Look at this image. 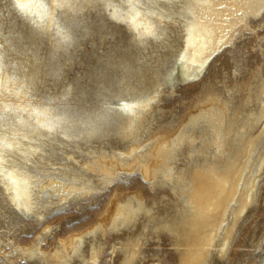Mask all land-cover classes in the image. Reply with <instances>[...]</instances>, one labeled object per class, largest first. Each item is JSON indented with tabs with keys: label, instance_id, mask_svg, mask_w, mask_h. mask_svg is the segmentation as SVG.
Listing matches in <instances>:
<instances>
[{
	"label": "bare ground",
	"instance_id": "bare-ground-1",
	"mask_svg": "<svg viewBox=\"0 0 264 264\" xmlns=\"http://www.w3.org/2000/svg\"><path fill=\"white\" fill-rule=\"evenodd\" d=\"M20 2L29 4L28 31L22 37L15 27L13 38L23 52L0 51L1 264H141L148 240L162 234L172 241L176 264H241L254 255L259 241L234 253L263 200L264 37L251 66L242 37L264 31V0H13ZM91 10L129 32L131 50L109 55L107 66H123L120 91L145 94L123 101L121 111H80L69 89L60 98L41 96L44 80L61 69L59 49L72 42L74 15ZM43 38L49 47L37 51ZM236 51L243 59L235 60ZM222 56L235 61L228 63L232 72H210ZM172 58L179 77L201 75L200 87L181 113L163 119V103L176 92L163 87L173 69L165 60ZM111 80L107 69L96 82L98 99L117 95ZM132 173L140 184L128 190ZM148 185L160 189L155 199ZM101 191L105 203L90 222L49 239L54 222L43 219L51 210L77 198L94 203ZM18 214L43 220L30 240L13 230L28 223ZM111 235L116 242L109 245ZM166 260L157 253L149 264Z\"/></svg>",
	"mask_w": 264,
	"mask_h": 264
},
{
	"label": "rangeland",
	"instance_id": "rangeland-1",
	"mask_svg": "<svg viewBox=\"0 0 264 264\" xmlns=\"http://www.w3.org/2000/svg\"><path fill=\"white\" fill-rule=\"evenodd\" d=\"M86 16L88 18L89 27L88 25L82 24L84 17ZM29 18H31V16H29ZM74 18L79 22H78V26H73L70 29V35H72V42L69 45V47H64L59 49L60 54L58 55V65H60L61 69H59V71H56L54 73V76L51 80H44L43 83L45 85L42 86L41 88L42 98L44 99V101L52 97L60 98L62 95H64V93H66L65 90L69 89L66 95L70 99V101L81 100V103L76 106L77 107L76 109L79 108L80 111H83L86 108H90V107L108 108L115 111H121L123 108H125L123 101L131 102L135 99L136 96H141L145 94V93L143 94V92L135 93L133 89L123 92L120 91L119 83L117 82L118 79L117 74L119 73V71L122 69L123 66H120L119 70H116L115 66L113 67L107 66L109 55L116 52L117 55L124 56L125 54L129 53V50H131V42L129 41V32L126 30L122 22L114 20L113 18L109 17L107 13L102 11L99 12H97L96 10H91L89 12L85 11L74 15ZM26 19L27 18L25 16V13L23 11H20L19 8L13 4V0H0V51H5L8 54H12V55H17L23 52L22 49L18 46V44L14 42L15 40L13 37L15 36V32H16L15 27L19 28L20 31L19 34L22 37H25L27 35L28 28L25 25H23L24 22L23 20ZM64 24H65L64 22H60L57 28L63 26ZM263 33L264 31L261 32L260 35H258V33L256 32L252 34L250 32L245 34L244 37H242V39L245 41L244 44L248 47L244 49L245 50L244 57H246V59L248 57V60L249 58L250 60L252 58V60L249 61L250 66L255 62V59L250 55H252L254 49H257L259 47V42H261V40L264 37ZM255 34L256 37H254ZM251 40L253 41L257 40V41L253 42ZM246 41H248V43ZM247 44H249V46ZM48 47H49V39L43 38V40L40 41L37 45V51H45ZM242 56L243 55L241 51H236L235 60L243 59ZM256 56L257 58L259 57L258 54ZM246 59H245L247 64L246 67H249L248 60ZM1 61L2 60L0 59V64ZM228 63L232 65L235 63V61L233 59H226V57L222 56L220 57L219 62H217L218 65L217 68H219L220 66V69L214 68L210 72H213L214 70L216 72L230 71L233 65L231 67H228L230 66ZM134 64L136 65V63ZM165 64L166 66H168V68L170 69L173 68V69L171 72V76L169 78L164 79L165 84L163 85V87H166L165 90H168L169 87L172 86L176 92H173L171 94L172 96L170 95L169 98L163 103L164 105H167V108L165 109L166 112L164 111L163 113L164 118L163 117L162 118L172 119L173 117H175L176 115L182 112L184 105L187 104L193 98V96L195 95L194 93H196L197 92L196 90L199 89L200 87L199 77L201 75H199V77L198 76L179 77L178 74L179 62L175 60V58L165 60ZM220 64H222V66ZM107 69L110 71L112 76V80L108 81L107 85L110 86L111 90L117 91V95H112V96L108 95L107 97L105 96L104 98L98 99V97H100V91L102 90H100L99 86L97 87L96 82L97 80L100 79L101 75ZM230 72H232V70ZM216 75H218L219 77L220 73H217ZM197 79L198 81H195ZM74 86L82 88L86 92V94H81L79 91H77V89ZM58 156H60L57 157L58 161L61 160L66 161V158H64L65 155L63 153H60ZM133 174L135 173H132L128 176V178L130 179L126 178L127 181L132 182L129 185L126 184V188L128 190H131L132 188L140 184V181L139 183H135L138 182L140 176L138 174L136 175ZM146 183L147 182H145V184ZM163 189L161 188V190ZM159 190L160 189L158 188L156 190L149 188V199L150 197L151 199H153V197L155 199L156 196L158 197L160 195ZM103 191L98 192L95 195V200L93 201L94 203L89 202L87 200H80L79 198H77V201L76 199L71 200L68 203L66 202L60 204L59 207L57 206V209L54 208L55 210L53 211L51 210L50 214L46 215L45 217L46 219H43L44 222H50V223L54 222L52 224L54 232L49 235L50 236L49 239L54 240L56 238L55 234L57 233L64 234L66 233V231L68 232L70 229L72 230L76 228H81L82 225L84 226L87 222H90L92 217L97 212L96 210L102 207L105 203L106 194ZM262 195L263 196H261V198L263 197V200L260 199L259 207L256 206L255 214L252 216L253 218L251 217L249 219L250 221H248L244 226L245 228L243 227V229L241 230L242 235H244V237L246 238L240 235L241 233L239 234V237L241 236L240 238H238L239 248L234 253V255L236 256V253H240L241 250L244 248L246 249L247 245H250L251 243H255L259 241V245L257 246V248L253 250L254 255L245 256V260L242 261L241 264H245L247 257L249 260L253 261V264H264V239H263L264 238V222H263L264 189L262 191ZM97 197L100 201L98 199L96 200ZM89 203H91L92 205L90 204L89 206ZM85 209H87L88 211H86ZM89 209L91 210L89 211ZM18 215L21 216V214ZM21 217L23 220L27 221L28 223L24 225L23 221L21 222L19 221V225L18 226L16 225L17 228L14 227L15 229L13 230H15L16 232L20 231L19 233L23 234L22 236L24 237V240H28V239L30 240V238L34 236L36 231L40 229L41 227L40 224H42L43 220L40 221V224H35V222L31 220V218L28 219V217H23V216ZM253 224H255L256 226ZM246 226L250 229L248 230ZM24 228L25 229L27 228L29 232H23L22 229ZM113 236L112 235L110 236L112 239L110 237H109L110 239H108L109 245L113 244V241L116 240L115 237L113 238ZM259 237L260 240L258 239ZM171 242H172L171 239L165 234L160 235L159 238L157 237L150 238L147 242L148 247L145 246V249L148 250H146L145 252L147 258L145 257L143 259L144 260L143 263L149 264L150 261L154 259V257H156L157 253H159L162 254L165 259H167L166 262L168 264H176L175 252L173 251V245ZM154 254L155 256H153ZM105 263L107 264V262ZM114 263L115 262L110 261L108 264H114ZM143 263L141 262V264ZM2 264H9V263L5 261ZM21 264H25V263H21ZM32 264H38V263H32ZM219 264H223V263H221L220 261Z\"/></svg>",
	"mask_w": 264,
	"mask_h": 264
},
{
	"label": "snow or ice",
	"instance_id": "snow-or-ice-1",
	"mask_svg": "<svg viewBox=\"0 0 264 264\" xmlns=\"http://www.w3.org/2000/svg\"><path fill=\"white\" fill-rule=\"evenodd\" d=\"M17 7L21 10V11H28L29 10V4L25 3V2H20L17 4Z\"/></svg>",
	"mask_w": 264,
	"mask_h": 264
}]
</instances>
